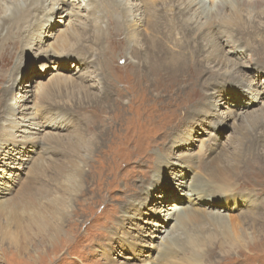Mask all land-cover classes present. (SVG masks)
I'll use <instances>...</instances> for the list:
<instances>
[{"label":"rangeland","instance_id":"rangeland-1","mask_svg":"<svg viewBox=\"0 0 264 264\" xmlns=\"http://www.w3.org/2000/svg\"><path fill=\"white\" fill-rule=\"evenodd\" d=\"M98 6L105 27L110 22L117 21L120 29L114 38L113 53H108V34L100 45L104 59L95 56L92 63L99 64L101 81L105 78L108 86L112 83L124 94L122 102L126 109L128 108L125 103L133 98V130L128 121L127 129L121 127L116 130L109 129V126L99 120L93 121L92 131L99 129L98 136L103 132L101 142L96 147L98 151H120V159L113 160L117 163L114 169L107 167L99 158L96 162L88 161L87 167L83 166V176L86 178L79 184L71 179L69 183L55 185L54 169L51 166L49 169L45 168V158L53 154H46L44 149L41 152L32 150L29 146L25 148L26 155L30 157L24 168L25 175L22 174L10 192L0 198V201L9 200L13 203L5 209L7 213H0V264H107L110 260L114 264H264V225L256 223L253 226L249 221L251 215H259L260 210L261 213L264 212V89L261 90L260 87L261 82H264V32L261 39H249L251 42L248 46L243 43L238 52L233 50V53H238L235 61L246 65L242 68L244 75L258 73L255 88L257 91L261 90V94L256 97V93H252V97L256 99L249 101V97L243 100L231 88L226 90L222 84L209 83L206 89H196L191 85V91L197 90L205 95L204 101L191 107L181 126L176 121L177 126L172 134L177 132L176 134L186 136L185 140L177 145L172 142L171 136L165 139L161 137L162 127V131L150 128L147 135L141 133L146 132L142 127L143 116L148 113L145 124V127H148L157 109L152 107L154 91L152 93L146 87L148 83L152 86L157 78L151 74L147 76L146 73L133 74L131 71L133 57L125 56L127 42L123 33L124 24L122 20H116L120 17L119 5L113 0H98ZM150 6L153 5L146 4L147 9H150ZM157 8L169 9L170 4L166 2L162 5L157 0ZM28 22L30 21L12 27L11 35L18 31L21 36H26L31 31V24ZM57 34L53 35L49 43L53 42ZM241 37L248 35L243 33ZM5 40L6 37L3 38V41ZM219 43L217 41L215 46L222 47V42ZM231 47L229 43L223 45L226 53ZM16 51L14 48L12 53L15 54ZM16 55L6 71L0 70L8 78L2 80L0 93L4 87L9 86L6 99L12 97L14 105L18 103V107L22 104L21 99L26 90L34 88L36 81H44L47 83L45 94H36L33 106L39 108L40 114L45 116L63 115L70 119L72 114L79 117L76 118L80 121L78 128L86 132L88 123L82 117L90 113L79 111L80 107L68 112L67 104L75 99L71 92L73 83L69 82L67 77L73 73L69 63L59 62L56 68L60 75L52 78L51 74H55L53 67L57 65L53 58L47 61L42 57L34 59L29 54L21 56L20 52ZM130 55L133 56V45ZM70 62L76 65L73 60ZM87 66L85 63L83 67ZM85 71L86 69H83L81 73ZM46 73L49 74L45 75ZM73 76L72 80L76 81L77 75ZM250 76L252 75L249 74L248 78ZM201 78L206 79L207 75L203 74ZM181 94H184V90H181ZM161 98L167 99L163 96ZM258 100L260 102L256 104ZM145 104L148 110L140 113V108ZM124 116L127 120H132L130 112H125ZM117 122L118 117L113 120L114 124ZM212 132L215 139L220 141V147L216 151L223 153L225 146L233 159L237 158L235 153H238L240 173L251 172L252 163L258 166L259 169L256 170L262 177L256 179L263 181L261 186L257 185L255 179L247 183L241 179H233L227 184L234 185V189L231 187V193L216 194L213 192L215 183L207 181L204 174L194 166L181 168V178L178 180L183 186L179 185L177 180L174 181L173 174H169V163L179 155L195 153L199 140ZM62 136L63 142L70 137L68 132H64ZM148 142L152 143L148 149L149 153L147 152L148 158L133 152ZM123 152H127V156L121 155ZM126 157L130 163L133 158V167L130 170L124 168ZM135 161H139L140 165ZM95 167L101 168L100 172L112 175L111 180L108 182L106 178H96V171H93ZM155 177L160 179L150 187L151 183H155ZM194 177L205 180L201 186V199L190 192V182ZM42 187L49 188L48 196L56 203L57 211L49 207V222L47 226L38 229L37 220L35 224L25 219L23 206L34 202L45 204L48 197L45 198L47 193L42 191ZM225 197L229 199L227 202ZM174 204L184 209L192 208L191 215L178 223L174 217L166 218V213L174 211L167 208ZM15 237L18 238L17 245L14 242ZM166 242L171 248L164 250ZM165 251L171 252L168 259L164 258ZM193 252L197 253L198 257L197 254L193 256Z\"/></svg>","mask_w":264,"mask_h":264},{"label":"bare ground","instance_id":"bare-ground-1","mask_svg":"<svg viewBox=\"0 0 264 264\" xmlns=\"http://www.w3.org/2000/svg\"><path fill=\"white\" fill-rule=\"evenodd\" d=\"M159 1L162 5L168 2L170 8L159 10L157 0H113L120 7V17H117L116 20H122V24H124L123 33L127 42L125 56L133 57L131 71L133 74L146 73L147 76L151 74L157 78V81L152 84L153 87L151 83L146 86L151 92L154 91L152 107L157 109L149 126L145 127L148 107L145 104L140 108V113L146 112L142 118V127L146 132L141 133L147 135L150 128L161 131L163 128L161 137L165 139L171 136L172 142L178 145L185 140L184 137L186 136L176 134L177 132L175 135L172 134L177 126L176 121L181 126L184 119L188 117L191 107L204 101L205 95L203 96V93L197 90L191 91L192 86L196 89H206L209 83L211 85L222 84L226 90L231 88L243 100L249 97V101L256 99L252 97V93H256V97H258L261 90L264 89V82H261V90L257 91L255 81L258 73H256L257 75L246 73L248 76L249 74L252 75L250 78L244 75L242 68L246 65L241 61H235L238 53H233L234 49L238 52V48L243 43L248 46L251 42V40L248 41L249 39L256 37L261 39L263 36L264 0ZM148 3L153 5L150 6V9L146 8ZM27 20L33 23L28 22L31 24V31L26 36L25 34L21 36L18 31L11 35L12 27L24 21L27 22ZM0 27L2 28L0 29L1 71H6L17 52H20L21 56L29 54L34 59L42 57L47 61L52 58L56 60L57 65L53 67L55 74L50 73L52 78L55 75H60L56 68L59 62L69 63L73 73L72 76L67 77L69 82L73 83V85L71 84V92L75 99L67 104L68 112L70 113L75 107H80V109L78 108L79 111L85 110L90 113V115L82 117L88 123L86 124L87 131L83 132V129L78 128L80 121L77 119L79 117H74L72 114L70 119L63 115L45 116L40 114L39 108L33 106L35 95L40 93L39 96H42L45 94L47 83L44 81L38 80L35 82L34 88L27 89L22 96V104L18 107L16 106L18 103L14 105L12 97L6 99V94L10 88L9 86L4 87L0 93V198L2 199L1 196L10 192L12 186L19 182V177L22 174L25 175L24 168L28 160L30 161V157L24 151L27 146L32 150L42 152L44 149L46 154L50 152L53 154V156L45 158L49 164L47 165L46 162L45 168L49 169L51 166L54 169L55 185L69 183L71 179L79 184L86 178L83 176V166L87 167L88 161L95 160L96 162L97 158L103 163L105 162L110 169H114L117 163L113 160L120 159V151H98L96 147L101 142L103 132H101V136H98L99 129L96 127V131L93 132L91 123L99 120L102 124L105 123L109 126V129L116 130L121 127L127 129L126 122L128 121L133 130V98L125 103L128 108L126 109L122 102L125 97L124 94L117 90L114 84L109 83L108 86L105 78L101 81L99 64L95 65L92 62L95 56L104 59L100 45L103 38L108 34V53H113L115 50L114 38L117 30L120 29L119 23L113 21L105 27L98 0H0ZM56 33L58 34L56 37L54 36L53 42L49 43V40ZM243 33L247 34L248 37H241ZM4 37H6L5 41H3ZM237 39L242 40L238 41ZM217 41L218 43L222 42V47L221 45L220 47L215 46ZM223 42L232 45L231 50H227V53L223 48L225 45ZM132 45L133 56L130 55ZM14 48L17 49L15 54L12 53ZM72 60L76 62V65L70 62ZM85 63H87V67H83ZM83 69L86 71L81 73ZM73 74L78 77L76 81L72 80L74 79ZM203 74H206L207 78L202 80ZM6 78L7 75L0 72V85L3 83L2 80ZM131 88L133 89V87ZM181 90H184V94H181ZM162 96L167 99L163 100ZM256 102L259 104L260 100ZM160 109L161 113H159ZM125 112L128 114L130 112L131 121L125 118ZM117 117L118 122L114 124L113 120ZM98 128L101 127L98 126ZM64 132H68L70 137L63 142L62 135ZM214 135L213 132L208 133L203 139H200L195 153L182 154L179 157L176 156L177 158L173 161L170 160L171 173L169 174H173L174 181H180L178 179L181 178L183 166H194L204 174L207 181L215 183L213 192L216 194L231 193L234 185L227 186V184L233 179H241L244 183L255 179L258 182L257 185L261 186L263 181L256 179V177H262L257 171L258 166L252 163L251 172L240 173L239 165L241 163H239L240 156L238 153L234 152L237 158L233 159L225 146L223 153L216 151L220 147V141H217ZM151 145L150 142L142 144L133 152L148 158L147 152ZM126 151L128 150L126 149ZM121 155L127 156V152H123ZM125 160L124 168L130 170L133 167V158L131 163L127 157ZM135 163L140 165L139 161H135ZM95 168L93 171H96V178H106L108 182L111 180L112 175L109 176V173L100 172L101 168L99 167ZM178 168L179 171H177ZM159 179V177H155V183H151L150 187L157 184ZM203 181L205 180L194 177L190 182V192L196 194L200 199L202 198L201 186ZM179 185L183 186L182 182H179ZM42 191L47 193L45 198L48 197L45 204L34 202L23 206L25 219L35 224L37 220L38 229L47 226V222H49L48 213H51L49 207L57 211L55 209L56 203L52 202L48 196L50 194L49 188L42 187ZM224 200L227 202L229 199L225 197ZM12 204L9 200L0 201V213H7L5 209L8 206L11 207ZM14 209L16 208L14 207ZM168 209L174 211L166 213V218L174 217L173 219L177 223L184 221L192 213V208L184 209L175 204ZM263 215L264 212L261 213V210L259 215H251L250 224L253 226L256 223H259L260 226L264 225ZM17 239V237L14 239L16 245ZM168 248L171 247L166 242L164 250ZM163 253L166 259L171 252L165 251ZM193 254L195 256L197 253L193 252ZM110 261L107 264H114L112 260Z\"/></svg>","mask_w":264,"mask_h":264}]
</instances>
